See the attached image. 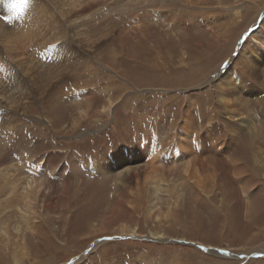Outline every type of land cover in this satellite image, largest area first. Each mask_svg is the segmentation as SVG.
<instances>
[{"label": "rangeland", "instance_id": "rangeland-1", "mask_svg": "<svg viewBox=\"0 0 264 264\" xmlns=\"http://www.w3.org/2000/svg\"><path fill=\"white\" fill-rule=\"evenodd\" d=\"M136 1L143 3L132 18L116 13L98 24V29L115 28L114 37L103 42L110 53L102 47L97 59L74 63L81 73V92L68 82L60 102L53 97L44 113L35 105L30 114L16 118L14 133L0 138V152L6 154L2 158L11 156L15 167L27 171L23 176L38 173L52 180L51 172L59 175L45 198L42 191H33L31 205L21 196L23 187L14 192L10 181L0 179V264H264V59L254 57L255 44L245 37L262 25L264 0ZM138 15L137 25L132 22ZM244 37L245 52L257 62L253 73L242 60L245 52L237 51ZM49 54L39 53L43 60L36 66L32 60L34 80L56 75L61 85V68L55 65L59 57L54 51ZM235 54L232 65L242 82L254 88L235 90L236 103L247 102V108L226 106L220 98L229 90L222 93L207 82ZM110 97L113 109L108 117L102 106ZM186 114L196 131L194 141L188 144L186 139L181 146V157L183 162L193 160L196 170L204 164L202 171L186 176L184 170L172 174V165L151 169L145 147L155 143L163 148L158 153L165 154L178 146L172 127ZM207 128H217L222 136L206 133ZM214 137L219 142L211 141ZM116 151L144 167L141 177L136 178V172L128 175V191L120 183L116 186L115 166L102 167ZM34 163L41 165L36 172ZM42 168L47 172L41 174ZM69 178L70 184L63 185ZM138 179L141 200L133 195L139 190ZM153 190L160 194L155 208ZM63 197L66 203L60 201Z\"/></svg>", "mask_w": 264, "mask_h": 264}, {"label": "bare ground", "instance_id": "bare-ground-1", "mask_svg": "<svg viewBox=\"0 0 264 264\" xmlns=\"http://www.w3.org/2000/svg\"><path fill=\"white\" fill-rule=\"evenodd\" d=\"M167 1H169V0H167ZM186 1L188 2L189 0H186ZM21 2H22V0H0V138L5 136V134H7L8 132L14 133V131L16 129V124H15L16 118H18V116H20V115L30 114L31 111L34 109L33 107L35 105L40 106L41 109L43 110V113H44V110H45L47 104L50 101H52L53 97H57L59 99V102H60V99H62L66 95L65 94L66 91H68L65 88L68 86V82H70V81L73 82V83H71V86L73 87V89L79 87L78 89L81 92V90L83 88L78 86V84H77V83H79V82H77V80H79V78L81 77V73H78V70H74V63L76 61L78 62V60L79 61L82 59L86 60L87 58L91 59V60L97 59L100 56L99 54H96V53H98V51H100L98 49L102 48V47L106 48L109 46L107 44H103V42H107V40L110 41L111 38L114 37V35H115L113 32L115 29L113 25H111V27L108 26L107 29H105L103 26H101L98 29L97 28L98 24L99 25L101 24V23H99L100 20L104 19L106 17L110 18L111 15L116 14V13L121 14L122 16H124V18H132V13L134 12L135 7H137L139 4L141 6V3H143L142 1H139V3H136L137 2L136 0H27L26 6L21 8L20 7ZM162 4H168V2H166L164 0L162 2ZM188 4L190 5V3H188ZM13 5H16L17 7L14 9ZM156 13H158V12H156ZM151 15H152V13H151ZM154 16H155V14H154ZM5 17H7L8 19L6 20ZM161 17H163V16H161ZM137 18H139L141 21V17L138 15V17L136 16L135 21L132 23H135L137 25L140 24V22L137 21ZM106 19H108V18H106ZM261 24L262 25H259L260 27L258 28V30H257V28H254V29L251 28L250 31L247 32L245 35V37H249L248 42L251 43V46H253L255 44L253 47H254V49L255 48L256 49H255V51L253 50V55H255L254 57L257 56L259 61L261 59H264V55H262V53H261V52L264 53V19H263ZM211 28H213V27H211ZM245 37L242 38V40L240 39V43L237 47L238 48L237 51L240 52V54L247 51L246 50L247 47H244V44H246ZM254 39L256 40L257 43L253 42ZM106 49L109 50L108 48H106ZM36 50H39L38 52H36L37 55L35 56V54H34L33 56H31V54L34 53ZM84 50H86L88 52V54H82V52ZM52 51H54L56 56H58L60 58V59L55 58V65L57 67L61 68L60 72L57 74V76L59 78H61L60 80L64 83H62L60 85V82L54 78V76L56 77V75L48 76L50 78H47L44 81L35 82V80H34V77H35L34 76V68H33L32 60H36L35 61L36 62L35 66H36V64H40L41 61L43 60L42 59L40 61V59L38 57L39 53H47V55L50 56L49 53ZM108 52L110 53V50ZM236 56H237V54L232 56V58L230 57L232 60L230 59L231 61L227 62V64L224 66L223 70L221 67L222 65L220 66V64H219V67H221V68H219L220 70L216 73L215 77L209 78L207 81L208 84L210 83L211 85H218L221 88L222 93H224V91L229 90V94H227V93H226V95L223 94V96L220 98L221 102H223L228 107H231L235 104H238V103H236L238 97H236L237 93H235V90L239 91L240 93H242L241 92L242 90H245L244 87L249 88L246 91H249V90L253 91L254 90V88L248 87L247 85H245V82H242L243 79H242L241 75L239 74V69H237L235 63H234V65H232V63H233L232 61L234 60V58H236ZM44 57H46V56H44ZM61 59L64 61H68V62H65L63 64V62H61ZM242 60L244 61V63L247 64V66H250L252 73H253L252 69L256 70L255 65L257 64V62H256V60H252V58L249 57L248 52L244 53ZM68 75H69V78L67 79L66 77ZM214 80H216V81H214ZM59 85H60V87H59ZM70 87H68L69 91H70ZM132 87L135 88L134 85ZM64 88H65V91H64ZM135 89H137V88H135ZM52 91H53V94H49ZM125 91H123V93ZM137 92H139V90H137ZM230 93H232V94H230ZM87 94H88V92H87ZM90 99H93V98H90ZM186 99H188V98H186ZM178 100H179V98H178ZM89 101L92 104L93 100H89ZM56 105H58V104L56 103ZM238 105H240L241 108H243V107L247 108V106H248L247 102H244V104L241 103ZM102 107L104 108V109H102V111L104 113H108L109 114L108 117H109L111 115V112L113 109L112 108L113 107V99L110 97L109 100H107V103L104 104ZM205 107H207V106H205ZM189 109H193V106L190 105ZM208 113L209 112H207V114ZM82 114H83V118L88 116V114H86V113H82ZM101 115H102V112L98 111L97 116L99 117ZM182 118L185 120L178 122L174 126L172 125L173 127L170 125L173 129V132H172L173 134L172 133L171 134L173 136L176 135V137L173 139H174V141L177 142L178 146H176L174 149L167 150L168 153H165V154L158 153V150H161L163 148L159 145L157 147V145H155V143L154 144H148V146L145 147V150L143 152H146V154L149 155V161L148 162L150 164L151 169H156L157 164L172 165L173 166V168L171 170L172 174H180V172L184 170L186 176L194 175L197 172L202 171V167L204 164L202 165V167L198 166L199 167V169H198L199 171H198V170H196L197 165H196V163L193 162V160H188V161L183 162L184 159L181 157V153H182L181 150L183 148L181 146H185L184 141L186 139H189L188 144L192 143L194 141V140H192L193 133L196 131V128H194V125L191 123L192 118H189L187 116V114ZM98 120L99 119L97 118L96 121H98ZM38 121H40V120H38ZM249 121H250V119H249ZM252 122H253V120H252ZM113 125H114V123H113ZM216 125L218 126V123H216ZM163 127H165V126L163 125ZM183 127H186V128H183ZM183 129H185V130L183 133H181L180 131H182ZM205 131H206V133L209 131H212L215 134V136L220 135V132H219V130L217 131V128H207V129H205ZM234 131L237 132V130H235V129H234ZM167 132H169V130L166 131V133ZM234 134H235V132H234ZM200 136H202V135H200ZM220 136H222V135H220ZM139 137L141 138V136H139ZM165 137L163 135V137L161 139H164ZM206 137H209V134H206ZM143 141H144V139H143ZM211 141H213L215 143L219 142L218 140L215 139V137H214V139L212 138ZM144 143H145V141H144ZM172 143H173V141H172ZM209 143H211V142H209ZM229 145L232 146V144H229ZM208 146L211 147L212 145L211 146L208 145ZM19 147L21 148V146H19ZM193 147H195V146H193ZM206 147H207V145H206ZM219 147H221V145ZM221 149L219 148V150H221ZM187 150H189V149H187ZM194 152L195 151H193V153ZM15 153L16 152H14V154ZM114 154H115L114 155L115 157H110V159L109 158L105 159V161L102 163V167L105 164L108 166V169H112L115 166L118 169L117 172L119 173L118 178L116 179V186L120 183V184H122V186H124V191H128V189L131 186V181H132L130 178H128V175L132 174V172L133 173L136 172L135 176L137 178L138 176L141 175V172H142L141 168L144 169V167L138 166V164H135V163H133L135 165L132 166L133 165L131 163L132 161H130L127 157H125L123 152L120 153V151H116ZM214 154H215V152H214ZM5 155L6 154H2L0 152V179L3 181H10L12 190L14 192L19 191V189L21 190L20 186L23 187L24 192L22 191L21 196H22L24 201L28 202L29 205H31V203L33 202V191L34 190H37L38 193L40 191H42L41 197L45 198V196L47 194L45 191H49L51 189L52 182H54L55 180L59 181L58 180L59 175L56 172H51V177L54 176V178H52V180H49V176H41L38 173L36 175L41 176V178H42L41 180L38 179V177L35 174H32L30 176L29 175L23 176V174H25V173H23L25 170L23 171V169H22L23 172H21L19 169L20 167L19 168L15 167L16 164L14 163V160L12 159L11 156L7 155L6 158L5 157L2 158V156H5ZM195 155H197V154H195ZM219 157L221 158V156H219ZM131 158H133V157L131 156ZM233 158H231L232 161H233ZM150 159H152V161H150ZM8 160L13 161L11 165L8 164ZM213 160L214 159H209L208 161L207 160L206 161H207V163L208 162L210 163ZM38 161L43 162L44 159H40ZM25 163L27 164V162H25ZM181 165H183V166H181ZM21 166H22V164H21ZM40 166L36 163L34 166H32V171L33 172L38 171L40 169ZM190 166H192L193 172H191V171L189 172ZM23 167H24V165H23ZM25 167H26V165H25ZM43 167H46V164H44ZM181 167H182V170H181ZM242 169H243V167H242ZM104 170H105L104 168H100V172L107 174L108 171H104ZM25 172H27V171H25ZM46 172H47L46 168H42L41 174L46 173ZM214 177H215V174H214ZM187 179L191 180L190 178H186V180ZM71 180H72V178L71 179L69 178L68 181H66L65 183L63 182V185L70 184L69 181H71ZM60 183H61V181H60ZM141 183H142V180L138 179L137 186H138L139 190L137 191L136 194H133V192H132V194L140 200L144 196L143 192L140 190ZM34 185L37 188H34ZM45 185H50V186H45ZM57 185H59V184H57ZM52 186H54V185H52ZM2 187L3 188L6 187L5 190H7V185L4 184ZM48 187H50V189ZM124 194H126V193H124ZM121 195H123V194H121ZM158 195H160V194H158L156 190H153L150 194V200H151V203L153 205V208H155L157 206L156 204L158 203V200H159ZM170 199L172 201L174 200L172 196H170ZM60 201L62 203L63 202L66 203L65 197L61 198ZM132 202L137 203V201L134 199H132ZM48 203H50V201ZM54 204H55V202H54ZM56 204H57V202H56ZM55 206L56 205H54L53 207H55ZM172 206L174 209V207L177 206V203L174 202V205H172ZM251 207H252V205H251ZM151 211L154 212L155 210L152 209ZM250 226H251V224H250Z\"/></svg>", "mask_w": 264, "mask_h": 264}, {"label": "snow or ice", "instance_id": "snow-or-ice-1", "mask_svg": "<svg viewBox=\"0 0 264 264\" xmlns=\"http://www.w3.org/2000/svg\"><path fill=\"white\" fill-rule=\"evenodd\" d=\"M26 4H27V0H22V2H21V4H20V7L22 8V7L26 6ZM16 7H17L16 5H13V8H14V9H15ZM5 19L7 20L8 18L5 17Z\"/></svg>", "mask_w": 264, "mask_h": 264}]
</instances>
